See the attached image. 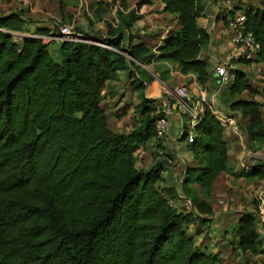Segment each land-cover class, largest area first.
<instances>
[{"label": "trees", "instance_id": "trees-1", "mask_svg": "<svg viewBox=\"0 0 264 264\" xmlns=\"http://www.w3.org/2000/svg\"><path fill=\"white\" fill-rule=\"evenodd\" d=\"M162 1L163 11L175 14L180 26L157 51L134 43L132 34L143 17L137 11L153 0H138L134 8L128 0H99L94 18L106 22L102 42L114 49L88 41L95 39L86 33L84 40L57 43L59 60L41 38L16 37L30 22L25 9L0 13V264H221L219 254L201 248L188 228L214 214V183L229 169L222 122L205 108L194 141L188 142L194 159L179 195L174 187L160 186L163 161L138 166L147 142L161 138L156 122L164 116L148 107L157 100L146 98L145 84L134 87L141 88L146 118L129 132L112 129L101 104L105 86L121 72L147 73L140 63L172 60L181 73L197 75L202 86L210 81L207 61L200 57L211 38L198 21L204 0ZM113 6L116 17L107 21ZM244 12L247 29L261 44L256 61L264 63V11ZM231 70L235 78L223 88V102L248 118V141L264 144L259 91L248 72ZM261 166L250 175L264 176ZM182 195L194 209L173 202L178 196L184 201ZM258 223L256 212L240 214L233 250L264 255Z\"/></svg>", "mask_w": 264, "mask_h": 264}, {"label": "crops", "instance_id": "crops-1", "mask_svg": "<svg viewBox=\"0 0 264 264\" xmlns=\"http://www.w3.org/2000/svg\"><path fill=\"white\" fill-rule=\"evenodd\" d=\"M204 2L206 8L198 21L201 26L209 31L211 38L210 42L204 47L205 49H202L200 57L206 59L209 72L212 75L210 81L205 86L199 84L197 75L181 73L178 65L172 60H158L146 65L140 63L147 72L144 75L137 72L131 74L130 69L121 72L119 80L124 79L123 82H125L124 86L126 89L120 91V84L117 81L108 82L104 88L103 101L101 102L108 115V119L110 115L113 117L111 121L109 119L110 126H113L111 128L118 132H129L137 128L141 120L146 118V115L141 110V104L143 103L139 94L141 88L136 89L134 87L136 84L143 82L145 84L144 92L146 98L157 100L151 102L148 107L159 109L163 102L168 100L171 111L167 115L168 124L165 129V135L160 139L154 138L149 140L142 153L145 158L144 166L146 169L157 161H163L165 170L160 186L163 188L174 187L179 192V195L183 193L182 184L187 172V166L189 163L193 164L194 158L192 152H190V156L184 157L180 152L177 154L175 151H171L176 136L180 134L184 135V131L189 127L190 121L189 116L179 103L181 98L177 93L178 87H186L193 95H198L200 91L205 89L213 90L217 86L218 81L214 75V67L220 61L226 62L233 70L242 69L248 72L251 82H254L253 85L259 91L255 98L261 103L264 117V63L256 62L242 67L244 64H241L242 62L238 60L239 58L233 57L234 46L230 41L228 31L229 17L235 13L244 11L247 7L264 11V0H204ZM136 3V1L128 0L129 8H134ZM238 7H243V9H238ZM163 8L164 3L162 0H153L152 4H146L137 11L143 17L132 28L134 43L145 42L152 46L153 50L157 51V48L163 41L173 33L171 30L172 23H169L170 20L168 19L167 23H162V20L170 18L177 24L176 29L180 26L176 15L164 12ZM231 9H234L233 13L230 12ZM12 10L3 13H8ZM161 23L164 25L169 24V27L162 31L159 29V26H163ZM34 25L36 26L34 28L36 31H30L32 33L28 32L27 30L29 29L27 28L24 32L16 33L22 36L40 38L54 34L52 31L47 33H40L38 31L41 27L48 31L51 27L48 24L34 23ZM141 25V29L137 31L135 28H139ZM104 37L107 38V33L106 35L104 34ZM129 39L130 35L126 34L125 41L127 43ZM93 41L103 43L97 39ZM209 62H212L211 69ZM260 68H262V71L259 73ZM150 75L154 78L148 81L147 78ZM245 94L248 97V93ZM219 100L220 106L226 108L222 96ZM235 116L239 119L243 117L244 123L242 128L240 126L239 133H236L231 128H225V138L229 149V169L218 176L210 197L214 214L209 216L210 219L208 221H212L213 226L205 235V233H202L205 231L203 228L204 222L198 221L199 232L202 234L196 238L201 248L207 252L219 254L221 264L239 263L238 260H235L237 261L236 263L230 261L228 255L231 251H233L232 253L238 259L241 258L239 255H245L238 249L233 250L234 245L232 244V241L236 239L234 229L242 212L253 211L257 213L259 221L257 229L264 247V202L260 199V195L264 193V176L260 174L250 175V172L255 169L256 165L260 164L264 167V144L257 142L251 144L248 141L245 128L248 118L242 116L239 112H235ZM164 147H169L171 150L166 151ZM182 196L185 199L187 198L185 195ZM173 202L177 205H181L182 203L179 196ZM200 236L202 237L199 238ZM255 257L257 259H264V255ZM262 264H264V260Z\"/></svg>", "mask_w": 264, "mask_h": 264}, {"label": "built area", "instance_id": "built-area-1", "mask_svg": "<svg viewBox=\"0 0 264 264\" xmlns=\"http://www.w3.org/2000/svg\"><path fill=\"white\" fill-rule=\"evenodd\" d=\"M247 15L244 11L235 13L228 18V31L231 43L234 46V55L236 58H244L251 60L252 63H256V59L261 50V44L256 39L253 31L247 29ZM59 27V33L47 35L41 38L44 43L52 44L59 43L61 41H81L85 38L82 33L75 31L72 25L57 23ZM16 37H22L21 34L15 33ZM97 44L103 45L107 48L114 49V47L93 41ZM214 75L218 79L217 86L213 90H202L198 95H193L187 90L186 87H178L177 93L181 98L179 102L185 113L189 116V127L184 132H188V142L194 141V130L196 125L201 120V117L205 111V108H210L217 118L222 122L225 128H231L236 133H239L240 124L239 118L235 116V111L229 110L227 107L220 106L221 92L223 88L230 82L234 81L235 74L231 70V66L226 62H218L214 67ZM168 97V96H167ZM162 112L164 116L160 117L156 122L157 133L159 137L165 135V129L168 124L167 115L171 111V106L168 100L163 102L162 106L157 110V113ZM240 114V113H239ZM260 199L264 202V193L260 195ZM187 208L194 209L191 201H187Z\"/></svg>", "mask_w": 264, "mask_h": 264}, {"label": "rangeland", "instance_id": "rangeland-1", "mask_svg": "<svg viewBox=\"0 0 264 264\" xmlns=\"http://www.w3.org/2000/svg\"><path fill=\"white\" fill-rule=\"evenodd\" d=\"M98 1L99 0H16L15 2H13L11 4L0 3V13L9 11L11 9H13V10L14 9H16V10L25 9L26 15L30 18V23H27V25H26V28L29 29V30L26 29L28 32H30L32 30L36 31V29H34L36 27L34 25V23H39V24L50 25L51 27L48 29V32L52 31L54 33H59V27H58L57 23L58 24L64 23V24L72 25L76 32L82 33L83 37H85L86 33H90V36L93 39H97L99 41H102L105 39L104 34L106 35V33H107V25H106L105 21H98L94 18V10L96 8V3ZM129 1H136L137 2L138 0H129ZM238 9H243V7H238ZM116 13H117V7L116 6H113L112 8H110L108 13L105 15L107 21H111L113 18H115ZM90 19H92V22H90ZM168 19L170 20L169 23H172L171 24V27H172L171 30L175 31L176 30L175 27L177 26V24L174 22L173 19H170V18L164 19V20H162V23H167ZM162 23H161V25H163V26H159L160 27L159 29L163 31L169 27V24L164 25ZM140 27H142V25L139 26V28L136 27L135 29H137V31H139L141 29ZM30 33H32V32H30ZM35 38H40V37H35ZM57 45L58 44H55V43L49 44V49H50L53 57H55V59L59 60L60 54L58 53V50H57L58 46ZM204 47H203V49H205ZM241 64H244L242 67L247 66V64H245L243 62ZM209 66L211 69L212 68L211 67L212 62H209ZM261 71H262V68H260L259 73ZM123 80L124 79L117 81L120 84V89H119L120 91L126 89V87L124 86L125 82H123ZM227 95L228 94H226V93L223 94L225 100H227V97H228ZM246 95L247 94H245L244 96H246ZM112 118H113L112 115H110V117H109L110 121L112 120ZM243 123L244 122H243V117H242L239 120V124H240L241 128H242ZM111 124H112V122H111ZM181 137H182L181 134L179 136H176V139L172 145V150L169 147H167V148L164 147V149L166 151H168V150H171L172 152L175 151L177 154H179V152H180L181 154L184 155V157L185 156L188 157V156H190V152H191V144L188 145V141H187L188 137L186 139L185 138L183 139ZM172 138H175V137H172ZM144 160H145V158L143 157V153H142L140 156L139 162H138V166L140 168L145 169ZM190 164H192V163H189V165ZM229 196H230V194H229ZM187 201H190V199L184 198V201H182V202H184V204L186 205ZM233 202H235V201L233 200ZM212 226H213L212 221L204 222L203 228L205 229V231H203L202 233L203 234L205 233V235H206L207 231H209V229H211ZM188 231L195 236V239L200 234H202L199 232L200 227L198 226V222H194L193 224H191L188 228ZM201 237L202 236H200L199 238H201ZM196 242L198 243L197 239H196ZM204 242H206V241H204ZM232 252L233 251H231L228 256L230 257V261L233 263H236L237 261H235V260H238L239 261L238 264H262L263 260H264V259L259 258L261 260L260 261L256 257H249V256H245V255H243V256L239 255V257L241 256V258L238 259L235 256V254H233ZM231 253H232V255H231Z\"/></svg>", "mask_w": 264, "mask_h": 264}]
</instances>
